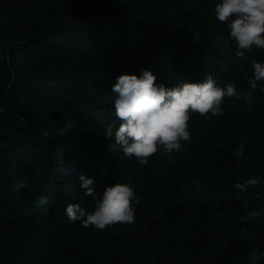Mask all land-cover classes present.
Returning a JSON list of instances; mask_svg holds the SVG:
<instances>
[{"label": "trees", "instance_id": "trees-1", "mask_svg": "<svg viewBox=\"0 0 264 264\" xmlns=\"http://www.w3.org/2000/svg\"><path fill=\"white\" fill-rule=\"evenodd\" d=\"M217 2L0 0V264H264V91L193 114L182 151L147 165L102 136L121 73L247 90L264 52L234 55ZM80 173L98 193L132 183L136 222H69L68 203L94 204ZM249 177L262 183L233 188Z\"/></svg>", "mask_w": 264, "mask_h": 264}, {"label": "clouds", "instance_id": "clouds-1", "mask_svg": "<svg viewBox=\"0 0 264 264\" xmlns=\"http://www.w3.org/2000/svg\"><path fill=\"white\" fill-rule=\"evenodd\" d=\"M214 16L226 27L235 56L245 58L254 49L264 52V0H218ZM251 68L247 90L232 82L221 85L211 74L202 80L187 79L169 86L158 83L156 74L148 68H141L139 74L121 73L111 85L113 118L105 124L102 136L142 165L158 152L167 156L179 153L192 139L189 121L193 114L219 117L225 111L226 98L248 103L256 89L264 91V60H253ZM76 180L94 204L89 210L81 203H68L64 215L69 222L79 221L84 228L98 230L136 222L135 205L141 198L132 183L115 181L98 193L94 177L80 173ZM261 183L260 177H249L237 181L233 188L247 193L250 186Z\"/></svg>", "mask_w": 264, "mask_h": 264}, {"label": "rangeland", "instance_id": "rangeland-1", "mask_svg": "<svg viewBox=\"0 0 264 264\" xmlns=\"http://www.w3.org/2000/svg\"><path fill=\"white\" fill-rule=\"evenodd\" d=\"M70 125H72L71 129H70V130H67V128H68ZM66 130H67V131H66ZM65 131H66V132H65ZM73 131H75V126H74L72 123H69V124L67 125V127L65 128V130L63 131V133H71V132H73Z\"/></svg>", "mask_w": 264, "mask_h": 264}]
</instances>
